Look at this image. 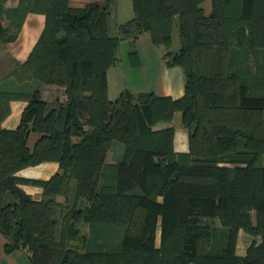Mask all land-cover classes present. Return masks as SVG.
Segmentation results:
<instances>
[{"label":"trees","instance_id":"1","mask_svg":"<svg viewBox=\"0 0 264 264\" xmlns=\"http://www.w3.org/2000/svg\"><path fill=\"white\" fill-rule=\"evenodd\" d=\"M204 1L132 0V18L112 37V0L81 6L70 0H18L13 8L0 0V20L7 21L0 27L5 43L16 39L27 13L45 16L26 60L0 78L1 83L18 77L15 90H2L12 92L10 97L4 100L6 93H0V104L6 102L0 123L9 101H27L16 129L0 125L5 252L27 249L32 264H264V166L256 164L264 152V0H210L208 14ZM172 21L179 47L162 58L167 66L181 67L183 95L173 99L126 89L110 100L106 74L119 62L120 41L132 37L128 57L136 65L137 36L146 32L153 44L170 47ZM132 24L137 31L130 34ZM255 47L262 49L261 74L240 63L244 52ZM46 84L62 87L65 99L42 100L40 88ZM175 111L188 132L187 153L173 151L172 126L155 132L156 144L135 142L131 118L146 130L170 122ZM31 131L39 136L29 149ZM113 139L126 146L108 185L104 156ZM151 154L169 156L174 168L163 173L167 189L161 200L155 188L165 169ZM46 160L59 165L49 180L14 175ZM148 175L154 186L133 192ZM68 180L74 181L75 199L85 197L84 208L75 207V201L62 208L54 200V194H66ZM26 182L43 188L39 199L19 187ZM80 217L90 225L87 238L75 225ZM240 229L260 236L244 257L235 254ZM217 235L221 242L214 239ZM73 239L87 248L69 245Z\"/></svg>","mask_w":264,"mask_h":264},{"label":"crops","instance_id":"2","mask_svg":"<svg viewBox=\"0 0 264 264\" xmlns=\"http://www.w3.org/2000/svg\"><path fill=\"white\" fill-rule=\"evenodd\" d=\"M2 1L6 7H15L18 3V0ZM72 1L74 2V6H81L86 2L85 0H70V3ZM131 18L132 16L126 19V21ZM44 22V14L29 12L24 18L16 39L6 43L1 42L3 43L1 46L3 45L2 51L4 53L2 58L4 57L7 61H0V78L13 69L16 63H21L27 58L43 30ZM120 23L122 22L112 21L110 24L108 22V26H112V28L110 27L112 30L111 35H115L116 26ZM135 48L138 54V63L136 65H132L130 60L125 62L119 58V62L108 69L106 74L108 98L115 100L126 89L133 93L152 92L157 96H169L173 99L181 97L184 93V74L181 67L176 65L167 66L162 58L163 52L159 46L150 41V37L146 32L137 36L135 39ZM40 95L42 100L52 103L60 100L61 90L57 85L46 84L40 88ZM26 106L27 101L25 100L15 99L9 101V112L2 119L0 123L1 127L8 130L16 129ZM175 117H179L177 125L171 123ZM172 120L168 125L174 128V150L178 153L187 152L188 132L181 124V114L179 111L174 112ZM58 168L57 161L46 160L35 165L24 167L14 175L28 181H46L58 171ZM19 187L34 199H39L43 193V188L35 183H20ZM159 228L158 224V244L160 240ZM252 241L258 244L260 238L239 230L237 233L235 254L239 257H244ZM5 242L4 236L0 233V264H32L29 259V251L16 249L11 252H5Z\"/></svg>","mask_w":264,"mask_h":264},{"label":"rangeland","instance_id":"3","mask_svg":"<svg viewBox=\"0 0 264 264\" xmlns=\"http://www.w3.org/2000/svg\"><path fill=\"white\" fill-rule=\"evenodd\" d=\"M85 1L88 2L89 0H85ZM98 1L102 4V3H104L105 0H98ZM73 3L74 2L72 1L71 5H73ZM4 6L6 7L5 4H4ZM78 6H80V5H78ZM202 7H203L205 13L208 14L209 9H210V0H205L202 3ZM6 8H13V7H6ZM108 10H109V21H108L109 24L112 21L122 22V23L118 24L116 26V29H115V35L121 33V30H122L121 28L122 27H127V25H125L124 22H126V19H128V18H130L132 16L131 0H112V2H110V4H109V9ZM230 11L233 13V11H234L233 7H232V9ZM6 22H7L6 20L1 19L0 20V27L4 26L6 24ZM121 24H123V25L119 27V25H121ZM157 25H158V23H157ZM110 27L112 28V26L111 25L108 26V33H109L110 36L113 37V35H111L112 34L111 33L112 30L110 29ZM131 29H133V30L131 31ZM170 29H171L170 31H171V35H172V42H170V47L166 46L163 43L157 45V46H159V48L163 52L162 56L167 50L175 51L179 47L178 31H177V26L175 24V21L171 22ZM129 31H130V34L132 32H136L137 31V27L132 24V25H130V30ZM154 32H155V37L158 40V36H159L158 35V28H156L154 30ZM2 38H3V35L0 32V61L3 62L4 60L7 61V59H4V57L2 58V55L4 54L3 51H2L3 50L2 49L3 45L1 46V44H3V43H1V42H3ZM125 38L126 39H124V40H126V41H123V39H122V42L120 41L121 44L119 43L120 46H119V50H118V56H119V58L122 61L126 62V61L129 60V58L127 57V52L129 50L128 42H129L130 39H132V37L130 35H128V36L125 35ZM244 56L245 57H242V59L240 60L241 61L240 63H246L253 70H255L259 74H261V69H262V49L258 48V47H255L253 49L249 48V49L246 50V52H244ZM240 63H239V65H240ZM14 67H16V66H14ZM20 75H22V74H20ZM10 78H12V81L6 80L7 82L5 81V82H1L0 83V93L1 94L2 93H6V94H3L4 95V100H5V98L10 97L12 92L2 91V90H5V89L9 90V91L15 90L13 85L18 80V77H16L15 75L11 76ZM60 90H61L60 100H64L65 96L63 94V88L60 87ZM134 94H136V92H134ZM5 103L1 102V104H0V108H2V110L6 107ZM178 118L179 117L173 118L171 123L174 124V125H177ZM168 123L169 122L160 123V124H151L149 129L143 130V129H140V128L137 127L138 125H137L136 119L135 118H131L129 126L133 129L134 134L138 135V136H136L135 142L143 141V142L148 143L149 145H153V144H156L157 141H158V135L155 132L160 130V128H163V127H166V126H171V125H168ZM85 130L87 132V131L91 130V128L86 127ZM38 136L39 135L36 132L31 131L29 133L28 138H27V145H28L29 149H32L33 144L37 140ZM74 140H77V138H75ZM125 144L126 143L124 141H121V140H118V139H113L110 142V146L107 149V151L105 153V156H104V164H108L107 173H105V179H106L105 180V184L109 185V184L112 183V178H113V176H112V171H113L112 167L117 161H119V160L124 158V150H125V146H126ZM173 144H174V141H173ZM173 151L176 154H180V155H181V153L182 154L187 153V152H179V153L176 152L174 150V145H173ZM151 156H152V158H153V160L155 162L158 160V163L161 165V168L163 170L165 169L164 171L161 172L160 175H158V188H155L157 190V192H158V199L161 200L162 199V196H161L162 194L161 193H163L167 189L166 188L167 181L164 179L165 175L163 173L167 172L169 167H170V171L173 172L174 168L171 167L172 163H171V160H170L169 156L162 157V159H157V157L155 155H153V154H151ZM158 158H160V157L158 156ZM256 164L259 165V166H264V152H262L260 154V157L257 160ZM219 165L220 166H225V167H234V165L230 164V163H220ZM25 167H28V166H25ZM171 172H170V174H172ZM146 178L147 179H146L145 183L143 184V186L141 188H139V189H135L133 192H136L137 190H142V189H147L148 190L149 188L151 189L152 185L154 186V181H153L154 178L151 179L150 175H148ZM69 180L67 181V184H66V187H67L66 188L67 189L66 190V194L65 193L64 194L56 193V194L53 195L54 200L57 203L61 204V206H63L62 208H66V206H69L72 203L74 204V201L76 203L75 207L84 208L86 203H87L85 197H83V196L79 197L78 196L75 199V196H74V181H69ZM252 215L254 217V213H252ZM252 220L254 221V219H252ZM75 225H77V227L80 229V231L82 230L83 234L87 233L86 238L89 236L88 232H89L90 225H88L87 221H83V219L80 217V218H78V220L75 223ZM218 228H220V227H218ZM240 230L245 232V233H248V232L244 231L243 229H240ZM158 235L159 234H158V225H157L156 234H155V244L157 246H158V237H159ZM256 236H258L260 238L259 235H256ZM55 237H56V239H58L60 237L59 233H56ZM221 237L222 236L217 235L214 239H217V240H219L221 242V240H222ZM70 242L71 243H69V245L76 246L78 248V250H80V249L82 250L84 248L85 249L87 248L85 243L76 242V241H74V239L71 240ZM25 250L28 251L27 249H25Z\"/></svg>","mask_w":264,"mask_h":264}]
</instances>
